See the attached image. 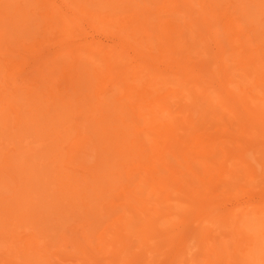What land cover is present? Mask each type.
Returning a JSON list of instances; mask_svg holds the SVG:
<instances>
[{"label": "bare ground", "instance_id": "6f19581e", "mask_svg": "<svg viewBox=\"0 0 264 264\" xmlns=\"http://www.w3.org/2000/svg\"><path fill=\"white\" fill-rule=\"evenodd\" d=\"M153 1H155V0H140V1L139 0H16V1L11 0L12 4H13V2H16L15 3L16 5L14 4L16 6L15 8L17 10H20L19 14H17V11L15 9L16 13L14 12V15H12V16L16 17L15 19L18 20V22L15 23V25L17 27L15 25H14V27L18 31L21 32L20 33L21 36L23 35L25 37V39L37 41L38 45L35 44L36 46H35L34 52H36L35 55L38 56L37 58L38 59L40 58L39 59L40 65L38 68L39 70H37L39 72V76H38L39 77V80H38L39 84L37 86H35L33 89H30V90L27 89L25 92H22L21 94L17 90H14L12 88H11L12 91L4 90L5 95H3L2 97H1V95L3 92H0V97L2 98L3 102L8 99V101H6V103L8 102L7 104H10L8 107H10L12 109V112L10 113L11 114L10 117L12 119L10 118L11 121L8 123L6 118H4V117H5V115H7V117H8V115H10V114H7L8 112H5V111H8L9 109H7V104H6V108H4L5 105L3 106V104L1 105V103H0V109L2 107H3V109H5V111L2 110V112H4L5 114L1 113V111H0V115H2V116H0V129L2 130L0 132V135H2V133L7 135V131L9 132V128L12 127V131H10L9 133H11V132L13 133V131H14V133L17 134L18 132L23 130L24 134H22V138H21L22 142H23V139L26 140V142H28V140L30 139V142H31L32 138L25 137V135H26L25 131H27L26 132L27 136H30V137L36 136V138H39V140L42 142L40 144H37V147L39 146L38 148L48 149V147H49V148H52L53 150H52V152L51 151L48 152L49 155H48L47 151L44 154H42L43 152L40 153V154H42L41 156L43 157V159L41 158L42 160H37V162L40 161L39 164L40 163L42 164L45 161L43 163V165L47 169L45 170V172H43L44 174L42 173V171H41L42 174L37 173V170L39 171V169L37 168L36 165H34V167L36 166L35 168L33 167V165H29V168L33 167L32 169H29V171L27 173L28 174L27 179H29V180L25 179L26 181H23V183L26 182V185H28V186H26L24 184L25 189H24V187L22 189V190H24L22 192L23 195L21 192H18L19 186H18V190L14 192V194L16 192L19 194L21 193V199L22 200L18 201L16 199H14L15 195L13 194L14 198H12V199H14V201L11 200V201H13V204H14L15 200H16V202H19L20 204L17 203L19 205H17L16 207H15V205L10 204V205H12V207L14 206L13 208L11 207V209H8V211L10 212L11 215L8 214V211H7V208H8L7 205H9V203H10V202L9 203H7V202L9 200L7 202L4 201L5 203L2 202V204L0 201V205H3L2 209L6 210L5 211V213L7 212L6 215L7 214H8L7 216L10 215V217L12 215L14 216L15 214L17 215V213L19 214L20 212H21L20 215H22V213L25 214L26 211H30V209L35 210L37 207L40 208V206H41L42 208H40V209H42L43 211H40L39 215H38V219L41 221V223H40V221H38V222L41 225L46 224L45 222L48 220L49 213L54 214L55 212L60 211V212H64L63 214H65L67 212L66 213V214H68L67 219H69V220L64 222V220H65L64 219L63 223H62V219H60L61 220V224L59 225L60 229H63L64 227L61 228V225L64 223L68 224L67 222H69L70 219H72L73 222L71 221L70 223L73 224L74 227H76V224H74L76 221L75 218H77V221L79 222V223L78 222L77 223H78V225H80V228L76 227V229L72 226L73 232H72L71 228H69V227H71V225L68 224V226L70 225L69 227L66 225L71 231L68 230V228L67 229L64 228L62 230V232L67 230L71 233L66 232V233L61 234L62 232H60L61 236L58 235L57 236L58 238H56V239H58L57 241L59 243L57 241L54 242L55 240L53 238H55V237H50L54 240V241L53 240L52 241L54 242L55 245L50 244L51 240H48L49 239L48 238L49 233H48V236H47V233L46 234L43 233L44 235L47 236L46 237L47 239H46V238H44V235H43V239H45L44 241L43 240L42 241L36 240L33 235H35V237H37L39 239H42V238H40L41 236L40 237L37 236V234H38V232H36L37 230L35 231L36 234L34 233L35 228H33V231H31L32 230L31 229L30 230L31 232L28 231L29 233H27V235L23 234L21 237L23 239L24 235L26 236L25 237L26 239H24V240H26L25 241L26 243H22V246L24 244V246H23L24 248L22 247V249H25V250L28 249V252H29V253H27L28 255L30 254V252L34 253L33 255H32V253L30 254L31 257L33 256L32 257L33 259H31L32 261L27 260L30 263L33 262V260L36 261L35 264H37V263L39 264V263H41V261L43 263V259H42L43 255H44V259H45V257H48V256L50 257V258L48 257V259L46 258V260H44V261H46V263H47V261H50V263H52L53 260L51 261V257H53V256L54 257L56 256V258H54V257L52 258L55 261V262L53 261L52 264H54L56 262L58 263L57 258L59 257L58 259H60L59 253H61L63 255V256L61 255V258L64 257L63 261L61 260L62 262L59 261V263H61V264H164L162 261L161 262L153 261L152 260L153 258L152 259L150 258L151 254L158 251L159 248H162V249L167 248L166 251H168V255L171 253L174 254L175 250H177L180 247V246L179 247L177 246L178 248L176 249L175 245H181L182 243L186 245V243L189 242L191 240V238L195 236V235H186L188 232L186 234H184L185 231L183 232V230H182V233L178 232L179 229L175 230L176 227L174 224L173 217L175 215V210H177L178 206H181L182 204L178 203V201L175 202V199L172 198V196L175 195L174 194L175 188L173 187L174 185L172 183H169L168 182L169 180L161 174V172L166 169V163L164 160V156L159 155L161 152V151H159L160 143L163 144L164 141L162 138L156 139L157 134L155 137V134L152 131L153 129L155 130V128H156L155 126L151 125L153 127V129L150 127L152 130L149 128L146 129L147 124L149 125V123L155 121V119H154V118H156L155 113H154L155 111L151 112V111H147V109H145V108H147L146 107L147 103L145 102L146 100L144 101L146 104H143L141 101L143 94H142V97H138L136 99V101L133 100L134 96L130 97V100H131V102H133V105L131 103L128 104V102H125V103H119L118 102V101H120L126 97L125 95L128 94L129 90H131V91L133 90L132 87H128L127 85H126V87H124L122 85L123 79H122V77H120V75H122V76L123 75H129L130 74L129 71L131 69H134V67L136 66L134 63L126 64V60H127L128 54H129L128 51L130 48L135 49L136 54H138V56H142L143 60H144V58L151 57L150 55H152V53H154V55L165 60L164 64H166V61H167V64L169 65V63L171 64V61L169 60L167 55L171 52V50H173L174 46L178 45V44L181 45V47L185 46L188 42H194L196 40V38H198L199 40L202 41V43H201L202 48L200 50L198 49L199 52H204L205 50L210 49V47L208 46V44H209L208 42L210 41V38L211 37H217L218 38V36H220V35L222 36L223 33L225 32L224 30H226L228 32H232L234 34V35H232L233 39L235 38L238 40L239 38H242V39H245L246 41L247 40L253 41L254 36H252V34L250 35V30H249V28H251V26H249V25H251V24L248 22L249 25H246V22L248 20L247 16H249L247 14L251 13V15H253V13L255 12V9L252 12V8H253L254 4L246 2V0H245L244 4L246 5V3H247L248 5H250L248 10L247 9L244 10L245 5H241V4H243L242 0H241V2L237 0L240 4H238V3L235 4L236 6L237 5L239 6V9L244 8L243 10L240 9V11H237L238 7H237V9H235L234 6H231V7L229 6V8L230 9L232 8V9L226 10L228 8V5L223 6L224 8H222V9L226 10V11L230 10L231 15L236 13L238 15V17L236 16V19H239V15H241V17L243 18V14H244L243 19L246 21L243 20L244 22H241V23L237 22L236 23L233 21H226V19H228V18H226L224 20L225 17L223 18V15H220L219 13H217L219 11L218 7L223 5L222 3L221 4L217 3L216 5H214L212 3L213 2L212 0H208L209 5H210V3L213 4V5H211L212 7H210V8L214 9V6H215V7H217L218 11L213 12V10L208 8L207 9L208 13L211 12V14L209 16H207L205 18H200V16H199V18L195 19L194 21H190L186 18H184V19H182L180 17H178L177 19L172 18L169 14L170 11L167 10V8H166L167 5L166 6L164 5V7L166 9H164L163 6L161 7V9H160V7L157 8L158 10L156 8H154L155 6L158 7L160 5V3L165 4V1H167V0H164V1L161 0V2L159 3L158 6L156 3H158L159 0H156L157 2L155 1L154 4L152 3ZM180 1L182 2V0H179V2ZM187 1H190V0H186V3H187ZM200 1H206V0H200ZM200 1H198V4H197V0H196V3L194 2L196 4V7H195L196 10H199V9H197L199 7V5H201L202 7L206 6L205 4L203 6L202 2H200ZM208 1L206 3L207 5H208ZM219 1L220 0H218V1L215 0V2H219ZM11 2H10V4H11ZM173 2L176 3L178 1H173ZM191 2H193V1H191ZM150 3H152V4H150ZM199 3H201V4H199ZM10 4H9V6H11ZM178 4L175 5V7H179ZM217 5H219V6H217ZM136 7H137V9H136ZM255 8H256V6H255ZM184 9H185L184 12H187L186 8H184ZM200 9H201L200 11H202V8H200ZM204 9H206V8H204ZM249 9L251 12H249ZM6 10H7V8H6ZM233 11H237L238 13L242 12L243 14L242 13L238 14L237 12H233ZM203 12L205 13V11H203ZM19 15H20V17H19ZM177 15H178V13H177ZM255 15H256V13H255ZM255 15H254V17H255ZM83 16H88L89 18L93 19L92 22L88 23V28H87V26L84 25ZM245 16L247 19L245 18ZM193 17H194V15H193ZM232 17H233V15H232ZM234 17H235V15H234ZM252 19L249 18L250 21ZM234 20H235V18H234ZM224 21H226V22H224ZM251 22H253V20ZM254 22H256V21H254ZM89 28H91V29H89ZM254 31L256 32L257 30H254ZM26 35H28V36H26ZM258 39H259V37H258ZM214 40H215V38H214ZM211 42H212V40H211ZM204 47H205V50L203 49ZM27 49H25V50H27ZM228 56H230V55H228ZM142 59H139V60L141 61ZM154 59H156V58H154ZM156 60H158V59H156ZM138 67L140 69V65ZM142 69H144V67H142ZM138 71H141V70H138ZM58 74H60V75H58ZM132 74H130V75L132 76ZM113 75H115V76H113ZM51 76H56V77H54V79L56 81H61L62 79L67 81L68 85H67V90L65 92V96L61 97L60 95H54L53 92H50L49 95L43 94L42 96H39V89L37 87L40 86L42 88V86H45V82H43L44 79L46 81H49L48 78H50ZM100 77H102V78L100 79ZM132 77H138V75H133ZM96 81H99V82H96ZM117 85H121V86L119 88H117ZM1 86L2 85H0V88H1ZM119 91H120V93H122V96H117V92H119ZM144 93L146 94V92H144ZM61 94H63V93H61ZM77 94H80V97L76 98ZM146 95H148V94H146ZM81 96H83V98L85 99V102H83L84 104L90 105L88 103L93 102V107H94L93 111L95 110V112H94V114L89 115V117L87 119L89 120V122H95L101 131L106 132L110 143H112V146H114L115 150H117L116 155L118 157H120L119 160L116 161V164L113 165V167L110 169L104 167V164L102 161L105 159V157H103L100 160L98 154L95 155V153L97 152V149H95V147H96L95 141L92 138H87V137H81V136L75 137V138L71 137L70 134L74 135L75 133L71 131L70 125L64 127L65 124L61 123V120L64 118H62V114H60L58 112L59 109H55L56 107L57 108L59 107L62 111L68 105L70 108V106H72L71 101H73V98H76L75 101H77L80 104V103H82ZM4 98H6V100H4ZM61 98H63L65 100L63 103H61L62 105L58 104L60 101H62ZM143 98H145V97H143ZM147 101H149V100H147ZM149 102H148V105H149ZM56 104H57V106H56ZM138 104H139V106H138L139 109L136 107V105H138ZM152 106H154V105L152 104ZM20 109L22 111H24V114H25L24 123L27 125L25 127H22V125L20 123L21 120H23V119L20 120V118H22V114L19 117V114L21 111ZM149 109L150 108H148V110ZM144 110H146L145 113H144ZM144 115H145V117H144ZM75 116H76V114H75ZM75 116H74V119H75ZM95 116H97V118ZM48 117L52 118V120L50 119V123H48V122L44 123V126H40L37 124L41 118L46 119ZM143 117L145 120L144 119L142 120ZM8 121H9V119H8ZM148 121H149V123H147ZM3 122H5V124ZM141 123H143V125ZM144 124H146L145 127H144ZM9 125H11V126H9ZM28 129H31L32 131L29 132ZM45 129H48V130L45 131ZM156 131H159V130H156ZM156 131H155V133H157ZM39 132H41L40 136L39 135L37 136V134ZM20 136L18 135L19 138H20ZM23 136H24V138H23ZM14 137L16 138V135ZM18 137L16 138L17 140H18ZM73 138H74V140H73ZM70 139L73 141L69 142ZM8 140H10V139H8ZM19 142H20V140H19ZM32 142H33V140H32ZM8 143H10V142L8 141ZM69 144H71V145H69ZM88 144H90V145H88ZM9 146H10V144H9ZM0 147H1V145H0ZM5 147H6V145L4 146V148ZM161 147H163V146L161 145ZM9 148H12V146ZM1 149L2 148H0V150ZM68 149H69V152H67L68 154L65 153V155L67 154V158H65L64 150L68 151ZM90 151H95L94 158H99V159H96V160L92 159L93 156H91L90 153L87 154V152H90ZM3 152L4 151L2 150V152H0V153H3ZM102 152H103V150H101L99 153H102ZM256 153H258V152H256ZM16 154H17V152H16ZM21 154H22V152H21ZM84 154L86 156L88 155L89 157L84 158L85 157ZM247 154H249V153H247ZM2 155H4V153ZM47 156H50V159L52 158V156L57 157V159L62 158V160H60V161H62V163H60V164H62L67 169L65 170L64 167H60L59 161H58V163H54V161H56L55 158L53 161H50V159L48 160ZM248 156H247V158H249ZM252 156H253V154H252ZM19 157L20 156H18V159H22L21 157L20 158ZM37 157H39V155H37ZM90 158L92 159V161L94 160L96 164L89 163V162H92L90 160ZM8 160H10V159H8ZM22 160L26 161L27 158L22 159ZM28 160H30V159H28ZM110 161H111V159H110ZM9 162H11V160ZM30 163H32L31 160H30ZM136 163H138V164H136ZM7 164H8V162H5L3 167L0 166V174L4 173L1 170V167L3 169L5 168L4 171H6V168H7V170H8V168H10V166H7ZM12 164L15 165V163H13V162H12ZM129 164H131L132 166ZM232 164H231V166H232ZM255 164H256V162H255ZM256 165H258V168H259V166H260L259 163ZM44 166H42V168ZM27 168H28V166H27ZM39 168L41 169V166ZM44 168H43V170H44ZM57 168L59 171L56 170ZM61 168H63L64 170L62 169L63 171H60ZM120 168H121V170H118ZM14 169H16V168H14ZM9 171H11V170H9ZM54 171H56V172L54 173ZM7 172L8 171H6V174L8 176H10L12 174L10 172L11 174L9 175L8 174L9 172L8 173ZM30 172H31L30 175H32L33 177L32 176L29 177ZM142 172H143V174H140ZM25 173H26V171H25ZM16 174L18 176V172ZM16 174H14V175H16ZM36 174H38V175H36ZM7 175L4 176L5 180H7V178H8ZM22 176L25 177L24 175H22ZM10 177H11V179L8 178V180H7L8 182L6 181L7 183H9V181L10 182L13 181L12 179H15V176H13V174ZM18 178L19 177H17L16 179H18ZM16 179H15V182H17ZM183 179H182V181H184ZM231 180H232V178H231ZM178 181H180L179 177H178ZM247 182L250 183L251 181H247ZM2 183H5V182H3V180H2V181H0V185ZM18 184L20 185V183H18ZM44 184L46 185L45 193L42 195L41 194L39 195L38 189L40 187H43ZM251 184H252V182L250 183V185ZM4 185H5V187H7L6 189L11 195L12 192H10V191H12L13 189H11V187H9V184L6 185V183L2 184L0 187H2V186L4 187ZM251 186L254 187V184ZM4 188H0V191H1V189L4 190ZM263 189L264 188H262V190ZM43 191H44V189H43ZM256 191H258V190H256ZM4 193L5 192H3L1 194H3V196H5ZM30 193H31V196L28 197L29 200H24V198L26 199ZM35 193H36V195H33ZM261 193H263V192H261ZM7 194H6V196H7ZM10 195L8 194V196H10ZM50 195H52V196H50ZM177 195H179V193ZM258 195L261 196V194H259V193H258ZM23 196H24V198H23ZM179 196H181V195H179ZM10 197H13V196L11 195ZM19 197H20V195H19ZM177 197L178 196H176V198ZM44 198H46V200ZM1 199H3V198H1ZM17 199H19V198L17 197ZM180 199L183 201V198H180ZM40 200L42 201L41 203H40ZM178 200H179V198H178ZM33 202H34V205L32 206ZM55 203H57V207L55 206V209H54L53 207H54ZM39 204H40V206H39ZM179 204H181V205H179ZM240 204H241V202H240ZM4 206H7V207L4 209ZM35 206H37V207L34 209L33 207H35ZM190 207H188V209ZM262 207H264V206H262ZM205 208L208 209L207 207H205ZM210 208H209V211H210ZM217 208H219V206H217L214 209V211L216 210L215 215H217L220 212V211L218 212ZM2 209H0V210L2 211ZM186 209H187V207H186ZM44 210H47V214L44 213ZM180 210H182L181 214H183V212L185 211V209H184V211H183V209H180ZM196 210H199V212H202V211H200V209H196V208L190 209V211L192 213L196 212ZM203 210L205 211V209H203ZM249 210L251 212L256 213V216H254L253 218L257 219L260 217V216H258V214L263 209L261 207H253L252 209H249ZM211 212H213V209ZM221 212H222V210H221ZM3 213H4V211H3ZM35 213H38V212L35 211ZM185 213H187V212H185ZM0 214H2V212H0ZM30 214H31V212H30ZM63 214L61 213L60 217L65 216ZM187 214H189V213H187ZM2 215H4V214H2ZM201 215L203 216V214H201ZM18 216L19 215H17L18 221L25 219V217L19 216V218H18ZM23 216H26V214ZM36 216L37 215L34 216L32 214L28 215L30 220L36 218ZM50 216L52 218V215H50ZM53 216H55V214ZM68 216L70 218H68ZM213 217H214V215H213ZM63 218H65V217H63ZM177 218H179V216ZM1 219H3V218L1 217ZM1 219H0V221H1ZM11 219L15 220L14 217H11ZM11 219L9 221H11ZM261 219H262V216H261ZM202 220H200V221H202ZM5 221H7V220H5ZM25 221L28 222L29 220L25 219ZM25 221H21L19 223L23 228H24V226L22 225V222H25ZM150 221H152L151 223H152V226H154V230L151 232H145L144 229L150 224ZM31 222H32V220L30 221V223ZM49 222H51V221L49 220ZM55 222H52V223H55ZM205 222H207L206 219H205ZM33 223L36 224L37 221L33 222ZM39 223H38V225H40ZM47 223H48V221H47ZM56 224L57 223H55V225ZM200 224H203V223L201 222ZM14 225H15V227L18 226V225H16V223ZM28 225L30 226V224H28ZM219 225H221V224H219ZM0 226H1V224H0ZM5 226L7 227V225H5ZM21 226H19V227L21 228ZM51 226H53V225L51 224ZM62 226H64V225H62ZM4 227H3V229H4ZM9 227H11V225ZM15 227L14 228L12 227V229H15ZM26 227H27V225H26ZM43 227H45V226H43ZM57 227L58 226H56L55 229H58ZM206 227H208V226H206ZM216 227H217V224H216ZM1 228H2V226H1ZM40 228L41 227H39V229ZM189 228L192 229L191 227H189ZM202 228H204V227H202ZM263 228H264V226H263ZM3 229H1V231L5 233V230L3 231ZM12 229L11 228H10V230L8 229L9 230L8 234L6 233L7 236L8 235L10 236V238L13 235L12 232L14 231ZM41 229H44V228H41ZM60 229H59V231H61ZM217 229H218V227H217ZM50 230H52V229H50ZM50 230H48V231H50ZM59 231L57 230V231H54V233H53V230H52L51 233H52V235H57V233ZM188 231H190V230H188ZM9 232L12 234H10ZM26 232H27V229H26ZM243 232L245 233V231H243ZM261 232H264V231L261 230ZM19 233H20V231H19ZM21 233H22V231H21ZM30 233L33 234L32 237L35 240L32 237H30L31 236ZM214 233H216V232H214ZM247 233H248V231H247ZM6 234H3V235L5 236ZM14 235H15V231H14ZM7 236H5V237L8 238ZM18 236H20V235H18ZM27 236H29L33 240L30 242L31 239L29 237L27 238ZM219 236L217 235V237H219ZM248 236L251 237L250 235H248ZM3 237H1V239ZM10 238L5 239V240H7V241L12 240L11 243L8 241L10 246L15 241L14 244L19 245V249H20L21 243L18 242L20 239L17 240V242H16V240L14 239L15 237L13 238V236H12L14 241H13V239L10 240ZM27 239H30V240H27ZM5 240L0 241V246L1 247L3 246L4 250H5V246L8 245V243ZM46 241L47 242L50 241V243H47V245L50 244V247H49V245L47 247V245L45 244ZM1 242H5V243H3L4 245H1L2 244ZM28 242H30V243H28ZM42 242L44 244H42ZM226 242H228V241H226ZM69 243H70V246L72 247V250H71V252L68 253L69 250L67 251L66 247L69 246ZM224 243H223V246L225 245ZM14 244H12V245H14ZM194 244H196V243H194ZM249 244H252V243H249ZM44 245H46V246H44ZM182 246H184V245H182ZM11 247L13 248V246H11ZM38 247H40V249H42V250L39 249L40 250L39 251ZM205 247H207V246H205ZM218 247H219V245H218ZM7 248H8V246H7ZM10 249L11 248L9 247V250ZM14 249H11L13 251V253L15 251ZM55 249H58V250H55ZM184 249L183 250L181 249V250L185 253ZM207 249H208V247H207ZM17 250H18V248H16V251ZM20 250H18V252L15 251V254L17 255V253H19ZM192 250H194V248ZM38 251H39V254H41L40 255L41 258H39V261L35 260L38 257L35 255ZM41 251L43 253L48 251L49 255H48V252L46 254H43ZM182 251L180 253H183ZM200 251L206 257H210L209 256L210 250H209V253H207V252H205V249L202 246V247H200ZM227 251H229V250H227ZM23 252H24V250H23ZM190 252H191V250H190ZM211 252H212V250H211ZM20 254H21V252H20ZM20 254L15 256L17 258V260H18ZM24 254H25V252H24ZM50 254L52 256H50ZM58 254H59V256H58ZM173 254L170 257L168 256V259L166 258L167 259L166 261H168L170 264H174V261H175L173 259L174 258ZM191 254H193V253H191ZM230 254H231V252H230ZM232 254H234V253H232ZM34 255L36 257H34ZM183 255H185V254H183ZM198 255H201V254H198ZM155 256H157V255H155ZM155 256H154V258H155ZM15 257H13V259ZM20 257L21 258H19V260H18L19 263L24 262L23 261L24 259H22L24 256L23 257L20 256ZM27 257H30V256H27ZM181 257H182V255H181ZM16 258H15V261H16ZM156 259H157V257H156ZM191 259L193 261L192 255H191ZM212 259H213V257L211 258V260ZM230 259H229V261H230ZM254 259H255V257H254ZM157 260L159 261L160 259H157ZM201 260H203V262L205 261L203 258ZM201 260L198 259L199 262H197L196 260H194V261H196L197 264H199ZM223 260H225V258ZM251 260H252V258H251ZM18 261H16V262H18ZM236 261H237V259H236ZM177 262H176V264H177ZM180 262H182V261H180ZM50 263H47V264H50ZM184 263H185V261H184ZM23 264H27V263H23ZM31 264H34V263H31Z\"/></svg>", "mask_w": 264, "mask_h": 264}, {"label": "rangeland", "instance_id": "374dc122", "mask_svg": "<svg viewBox=\"0 0 264 264\" xmlns=\"http://www.w3.org/2000/svg\"><path fill=\"white\" fill-rule=\"evenodd\" d=\"M12 1H14V0H12ZM155 1H153L152 3L154 4ZM162 1H164V0H162ZM173 1H178L176 3L177 4L179 3L178 4L179 7H175V5H177V4ZM173 1L167 0V1H165V4H162V3H160L161 0H159L158 3H156V4L158 6L160 3V5L158 7L155 6L154 8L157 9L160 7V9H161V7L163 6L164 9L167 8V10L170 11L169 14L172 18L177 19L178 17H180L182 19L186 18L190 21H194L195 19L199 18V16H200V18H205V17L209 16L211 14V12L208 13L207 9L208 8L211 9L210 8V7H212L211 5H213V4L216 5L217 3L218 4L222 3L223 5H221V6L217 5V6H219L218 7L219 11H218L217 7H215V6H214V9H211V10H213V12L218 11L217 13H219L220 15H223V18L225 17L224 20L226 18H228V19H226V21H233L236 23L237 22L241 23V22H244L246 20L243 19L244 14L242 12L238 13L237 11H240V9L243 10L244 8H245L244 10H246V9L248 10V8L250 7V5H248L247 3H246V5L244 4L245 0H242L243 4H241V5H245V7L240 8V9H239V6L238 5L236 6L235 4H237V3L240 4L238 1L241 2V0H238V1L237 0H220L219 2H215V0H212L213 4L210 3V5H209L208 0H206V1L197 0V4H198V1H200V2H202L203 6H204V4L206 5L204 7L199 5V7L202 8V11H200L201 9L199 7L197 8L199 10H196V8H195L196 7V4H195L196 0H190V1H187V3H186V0H182V2L181 1L179 2V0H173ZM191 1H193V2H191ZM207 1H208L209 6L206 4ZM216 1H218V0H216ZM10 2H11V0H3V1L0 0V85H2L0 88V92H3L1 97L3 95H5L4 90L12 91V89H14V90H17L21 94L22 92H25L27 89H29V90L33 89L35 86H37L39 84L38 83L39 72L37 70H39L38 68L40 65V61H39L40 58L38 59L37 58L38 56L35 55L36 52H34L35 46L38 45L37 41L25 39V37L23 35H22L23 37L21 36V34H20L21 32L18 31L14 27L15 23H17L18 20L15 19L16 17H14L12 15H14V12L16 13V11H17V14H19L20 10H17L15 8L16 2H13V4H12V2L10 4ZM246 2L254 4V6L252 5L253 6L252 12L255 9V12L253 13V15H251V13L247 14L249 16L246 15L248 17V20H249V18L250 19L253 18L252 19L253 22H251L252 20L251 21L247 20V22H246V25H249L248 22L251 24V25H249V26H251V28H249V30H250V35L252 34V36H254L253 41H249V40L246 41L245 39H242V38H239L238 40L235 38L233 39L232 35H234V34L232 32H228V31L224 30L225 32L223 31L224 33L222 36L220 35V36H218V38L217 37H211L210 38V41L208 42L209 43L208 46L210 47V49L205 50V47H204L203 48L205 50L204 52L198 51V49L200 50L202 48L201 47L202 41L199 40L198 38H196V40L194 42H188L187 41L188 43L182 47L179 44L175 45L173 50H171V52L167 55V57L171 61V64L169 63V65L167 64V61H166V64H164L165 60L154 55V53H152V55L149 54L151 57L144 58V60H143L142 56H138V54H136L135 49L130 48L128 51L129 54H128V57L126 60V64L134 63L136 65L134 67V69H131L129 72H130V74L133 73L132 76L138 75V77H132L130 74L129 75H123V76L120 75V77H122V79H123L122 85L124 87H126V85L128 87H132L133 90L132 91L129 90L128 94L125 95L126 97L124 99L118 101V102L119 103L128 102V104L131 103L133 105V102H131L130 97L134 96L133 100L136 101V99L138 97H142V94H143V97H145V98L142 97L141 101L143 104L147 103L146 104L147 108H145V109H147V111H151V112L155 111L154 112L155 116H156V118H154L155 121H153L151 123H149V121H148L147 123H149V125L146 123L147 124L146 129L147 128L153 129V127L151 125L155 126L156 127L155 130L154 129L153 130L151 129V130L155 134V137L157 134L156 139L162 138L164 141L163 144L160 143L159 151H161V152L159 155L164 156V160L166 163V169L164 171H162L161 174L169 180L168 181L169 183H172L174 185L173 186L175 188L174 194L178 197L176 198V196L173 195L172 198L175 199V202L178 201V203L182 204V205L179 204L181 206H178L177 210H175V215L173 217L174 224L176 227L175 230L179 229L178 232H181V233L183 230V232L185 231L184 234H186L188 232L189 234L187 233L186 235H195L194 237L191 238V240L189 242L186 243V245L183 243L181 245H175L176 249L180 246L179 247L180 249L178 248L179 250L178 249L175 250V252H174L175 255L173 253L168 255V251H166L167 248H163V249L159 248L158 251L151 254V256H150L151 259L153 258L152 259L153 261H156V262L162 261L164 264H170L166 260L168 259V256L170 257L173 254V257H174L173 259L175 260L174 264H176L177 261H178L177 264H183L184 261H185L184 264H192V263L197 264V262H199L198 259L201 260L202 258L205 261L203 262V260H201L199 264H220V263L221 264H244V263L245 264H256V263L257 264H264V257H263L264 256V232H261V230L264 231V228H263V226H264V223H263L264 222V217H263L264 216V207H262V206H264V196H263L264 195V189L262 190V188H264V185H263L264 184V180H263L264 179V0H249V1L246 0ZM152 3H150V4H152ZM9 4L11 6H9ZM199 4H201V3H199ZM164 5L165 6L167 5V7L165 8ZM225 5H228V8L227 9L225 8L226 10L230 9L229 6L230 7L234 6L235 9H237V7H238L237 11H233V12H237L238 14L242 13L243 18L241 17V15H239V19H236V16L238 17V15L235 13V14H232L233 17L235 15V17H234L235 20H234V18L232 17V15L230 13V10L232 8L229 11L222 9V8H224L223 6H225ZM255 6H256V8H255ZM5 7L7 8V10ZM184 8H186L187 12H184L185 11ZM204 8H206V9H204ZM15 9H16V11H15ZM136 9H137V7H136ZM203 11H205L206 14ZM249 12H251L250 9H249ZM177 13H178V15H177ZM255 13H256V15H255ZM193 15H194V17H193ZM254 15H255V17H254ZM246 16H245V18H246ZM19 17H20V15H19ZM87 17L88 16H83L84 25L87 26V28H88V23L92 22L93 19L89 18V17L87 18ZM226 21H224V22H226ZM254 21H256V22H254ZM89 29H91V28H89ZM254 30H257V31L255 32ZM26 36H28V35H26ZM258 37H259V39H258ZM214 38H215V40H214ZM211 40H212V42H211ZM25 49H27V50H25ZM228 55H230V56H228ZM137 57L139 59H142V60L140 61ZM154 58L158 59L159 61L154 59ZM139 65H140V69L138 67ZM142 67H144V69H142ZM138 70H141V71H138ZM58 75H60V74H58ZM113 76H115V75H113ZM54 77H56V76H51L50 78H48L49 81H46L44 79L43 82H45V86H42V88L40 86L37 87L39 89V96H42L43 94L49 95L50 92H53L54 95H60L61 97L65 96V92L67 90V85H68L67 81H65L64 79H62L63 81L62 80L56 81L54 79ZM101 78L102 77H100V79ZM96 82H99V81H96ZM120 86L121 85H117V88H119ZM143 91L146 92V94H148V95H146ZM61 93H63V94H61ZM117 96H122V93H120V91L117 92ZM1 97H0V100L2 102L0 101V103H1V105L3 104V106L5 105L4 108H6V104L8 103V102L6 103V101H8V99L6 100V98H4V100H6V101L3 102ZM77 97H80V94H77L76 98ZM76 98H73V101H71L72 106H70V108H69V105L66 108H64L62 111L59 107L55 108V109H59L58 112L60 114H62V118H64L61 120V123L65 124L64 127L70 125L71 131L75 133L74 135L70 134L71 137L75 138V137L81 136V137L92 138L95 141V145L97 147V148L95 147V149H97V152L95 153V151H96L95 150V151L87 152V154L90 153L91 156H93V158L91 156L90 157L94 160L99 159V158L101 160L103 157H105V159L102 161L104 164V167L110 169L113 167V165L116 164V161L119 160V158H120L116 155L117 150H115L114 146H112V143H110L106 132L101 131L95 122H89V120L87 119L89 117V115H92L95 112V110L93 111V108H94L93 102L88 103L90 105H86L83 103V102H85V99L83 98V96H81L82 103L79 104L77 101H75ZM61 100L62 101H60L58 103L60 105H62L61 103H63L65 101L63 98H61ZM147 100H149L150 102ZM148 102H149L150 106L148 105ZM152 104L154 106H152ZM9 105L10 104H7V109H9L8 111H5V109H3V107L1 106L2 107L0 109L1 113L5 114L4 112H2V110H4L5 112H8L7 114H10L12 112V109L10 107H8ZM56 106H57V104H56ZM138 106H139V104L136 105L137 108H138ZM148 108H150V109L148 110ZM145 112H146V110H144V113ZM21 114H22V118H20V120L21 119H23V120H21L20 123H21L22 127H25L27 125L24 123V121H25L24 120V118H25L24 111H22V110L20 111L19 117ZM75 114H76V116H75ZM0 116H2V115H0ZM10 116H11V114L8 115V117H7V115H5V117H4V118H6L8 123L12 119ZM74 116H75V119H74ZM95 117L97 118V116H95ZM144 117H145V115H144ZM144 117L142 118V120L144 119ZM8 119H9V121H8ZM50 119L52 120L51 117H48L46 119L41 118L37 124L40 126H44V123H47V122L50 123ZM3 123L5 124V122H3ZM141 124L143 125V123H141ZM146 124H144V127ZM11 125H9V126H11ZM46 130H48V129H45V131ZM156 130H159V131H156ZM1 131L2 130L0 129V132ZM10 131H12V127L9 128V132ZM28 131L30 132L32 130L28 129ZM155 131L157 133H155ZM9 132L7 131V135L9 137L7 135H5L4 133H2V135H0V145H1L0 148H2L0 150V152H2V150L4 151L3 152L4 155H2L3 153H0V160L2 161V162L0 161V166L3 167L4 163L8 162L7 166H10V168H8V170L6 168V171L9 172V173L8 172L7 173L9 175L12 173L13 176H15V179L17 177H19L18 179H16V181L18 183H20V185L17 182H15V179H12L13 181H11V182L9 181V183H7L8 178L11 179L10 176L12 174L10 176H8L6 174V171H4L5 168L3 169L1 167V170L5 174L4 173L0 174V179H1L0 181L3 180V182L6 183V185L9 184V187H11V189L14 190V191L13 190L10 191V192H12L11 195L13 196V197H10L11 195L6 189L7 187H5V185H4L5 188L3 186L0 187V188H4V190H5L4 191L3 189H1V191H0L1 193L5 192L4 193L5 196L7 193L10 195V196H8V194H7L8 197L7 196L5 197V196H3V194L0 193L1 194L0 195L1 204H2V202H4V201L7 202L8 200L9 201L7 203L10 202L9 205H7L8 206L7 211H8V209H11L12 205H10V204H13L14 199H16L18 201L22 200L21 199V193L24 191L22 189H23V187L25 189V185H26V182L23 183V181L29 180V179H27V177H28L27 173H28L29 169H32L34 167V165H36L37 168L39 169V171L37 170L38 174L41 173V171H42V173L45 172V170L47 169L43 165V163L45 161L43 160L44 162L42 164L41 163L39 164L40 161L37 162V160H42L43 157L41 155L44 154L46 151L48 153L50 151L52 152V150H53L52 148H49V147H48V149L38 148L39 146L37 147V144H40L42 142L39 140V138H36V136H32V137L27 136V133H26L27 131H25V134H26L25 137L32 138L31 142H30V139L28 140V142H26V140L23 139V142H22L21 138H22V134H24L23 130L18 132L19 134L18 133L15 134L13 131V133L16 135V138L18 137V135L19 136L21 135L20 138L18 137V140L14 137L15 135L12 132L11 133H9ZM40 133L41 132H39L37 134V136L38 135L40 136ZM23 138H24V136H23ZM74 138H73V140H74ZM8 139H10V140H8ZM7 140L10 143H8ZM19 140H20V142H19ZM32 140H33V142H32ZM73 140L70 139L69 142H72ZM9 144H10V146H9ZM5 145H6V147L4 148ZM69 145H71V144H69ZM88 145H90V144H88ZM161 145L163 147H161ZM11 146H12V148H9ZM66 150H64V155H65V153L69 152V149H68V151H66ZM101 150H103V152L99 153ZM16 152L18 155L16 154ZM21 152H22V154H21ZM256 152H258V153H256ZM40 153H42V154H40ZM94 153H95V155L98 154L99 158H94ZM247 153H249V154H247ZM67 154L65 155V158H67ZM252 154L254 157L252 156ZM37 155H39V157H37ZM48 155H49V153H48ZM18 156H20L22 159L27 158V160L25 161L22 159H18ZM247 156L250 159L247 158ZM88 157H89L88 155L87 156L85 155L84 158H88ZM47 158L49 160L50 156H47ZM54 158L57 161V162L54 161V163H58V161H59V164L62 163V161H60V160H62V158L57 159V157H54V156H52L50 161H53ZM91 158H90V160L92 161ZM8 159H10L11 162H9L10 160H8ZM28 159H30L32 163H30V160H28ZM110 159H111V161H110ZM93 161L89 162V163L96 164L95 161L94 162ZM12 162L15 163V165L12 164ZM255 162H256V164L259 163V165H260L259 168H258V165L255 164ZM136 164H138V163H136ZM231 164H232V166H231ZM29 165H33V167L30 166L31 168H29ZM39 165L41 166L42 170L39 168L40 167ZM129 165H131V164H129ZM27 166H28V168H27ZM42 166L45 167V168L43 167L44 170H43ZM60 167H64V166L62 164H60ZM14 168H16V169H14ZM62 169L63 168H61L60 171H63L64 169L66 170L67 168L64 167V169L63 170ZM9 170H11V171H9ZM56 170H58V168ZM118 170H121V168ZM25 171H26V173H25ZM17 172H18V176L16 174ZM55 172L56 171H54V173ZM14 174H16V175H14ZM30 174H31V172L29 173V177L32 176ZM38 174H36V175H38ZM140 174H143V172ZM5 175H7V177H8L7 180H5V177H4ZM22 175H24L26 178L23 177ZM178 177H179L180 181H178ZM181 178L182 179L184 178L183 179L184 181H182ZM231 178H232V180H231ZM19 179L20 180L22 179V180L20 181ZM247 181H251L252 182L251 185L254 184L255 188L250 185L251 182L248 183ZM5 183H2V184H5ZM12 185L14 187L15 186L16 187L14 188ZM18 186H19V190H18ZM26 186H28V185H26ZM45 188H46V185L44 184L43 187H40L38 189L39 195L40 194L42 195L45 193ZM43 189H44V191H43ZM17 190H18V192H21V193L19 194L16 192L14 194V192ZM256 190H258V191H256ZM261 192H263V193H261ZM176 193L177 194L179 193V195H181V196L177 195ZM258 193L261 194V196L258 195ZM13 194L15 195V198H14ZM19 195H20V197H19ZM22 195H23V193H22ZM33 195H36V193ZM52 195H50V196H52ZM30 196H31V193L29 194V196H27L26 199L24 198V196H23V198H24V200H29L28 197H30ZM17 197L19 199H17ZM1 198H3V199H1ZM12 198H14V199H12ZM178 198H179V200H178ZM180 198H183V201ZM44 199L46 200V198H44ZM11 200H13V201H11ZM16 200L13 204V205H15V207L20 204L19 202H16ZM41 202L42 201L40 200V203ZM240 202H241V204H240ZM17 203H19V204H17ZM33 205H34V202H33L32 206ZM2 206L3 205H0V209L3 208ZM7 206H4V209ZM39 206H40V204H39ZM55 206L57 207V203L54 204V207H53L54 209H55ZM217 206H219V208H217V210H218V212L219 211L220 212L217 215H215L216 210L214 211V209ZM36 207L37 206H35L33 208L35 209ZM186 207H187V209H186ZM188 207H190V208L188 209ZM205 207H207L208 209H206ZM253 207H261L263 209L258 214V216H260V217L257 219L253 218L254 216H256V213L251 212L249 210V209H252ZM38 208L39 207H37L35 210L30 209V211H26V213H25L26 216H23V215H25L23 213H22V215H20L21 212L19 214L17 213V215H19L20 217L22 216V217H25L26 220H29L28 222L25 221V219L18 221L16 214L14 216L13 215L11 216V217H14L15 220L11 219V217H10L11 214L9 211H8V214H10V215L7 216L8 215V214L6 215L7 212L5 213L6 210H3V209H2V211L0 210V212H2V214L5 215L4 216V215L0 214V219H1V217L3 218L0 221V224L2 226V228L0 226V235H1L0 239H1V237L4 236L3 234H6V233L8 234V231L10 230V228L11 229H12V227L14 228L15 227L14 224L16 223V225H18V226L15 227V229H12L15 231V235H14V231H13L12 236H13V238L15 237L14 239L16 240V242H17V240L20 239L18 242L21 243V244L19 243L21 245L20 246L21 250H20L19 245L14 244L15 241L12 238V236L10 238V236L9 235L7 236V234H6L5 236H7L8 238H6L4 236L0 241H3L5 239H9V238H10V240L13 239L14 242L12 244H14L15 246L11 244V246H13V248H12L10 246V244L8 243L9 240L8 241L5 240L8 243V245H7L8 248H7V246H5V250H4L3 246L2 247L0 246V264H18L19 263L18 260H19V258H21L20 256H22V257L24 256L22 258V259H24L23 260L24 262H21L19 264H23V263H27V264L34 263L35 264L36 261H34V260L31 263L29 262V261H32L31 259H33L32 258L33 256L31 257L30 254L32 253V255H33L34 253L30 252V254L28 255L27 254V253H29L28 249L26 247L25 248L27 250L22 249V247L24 246V244L22 246V243H26L25 242L26 240H24V239H26L25 238L26 236L24 235L23 239L21 237L23 234L27 235V233L33 231V228H35L34 233L36 234V232H38L39 235L37 234V236H39V237L41 236L40 238H42V239L35 237V235H33L32 233H30L31 234L30 237H32V235H33L36 240H39V241L43 240L44 241L45 239H43V235H44L43 233H45V234L47 233V236L49 233V237H48L49 239L48 240H51V243H50V241H48V242L46 241L45 244L47 245V243H50V244L55 245L54 242H56L58 240V239H56V238H58L57 236L58 235L61 236L60 232H62V230L64 228L67 229L71 225V227H69V228H71V230H72V228L74 227L73 224L70 223L72 221V219H70V221L67 222L70 225L68 226V224L64 223V224H62L64 226L61 225V228L62 227H64V228L60 229V226H59L61 224L60 219H62V223H63L64 219H65L64 222L69 220V219H67V215H68V214H66L67 212L65 214H63L64 212H60V211L55 212L54 213L55 216H53L54 215L53 213H49L48 220H47L48 223L46 221L45 222L46 224L41 225L40 224L41 221L38 219V215H39V212L43 211V210L40 209V208H42L41 206L39 209ZM179 208L183 209V211L185 209L183 214H181L182 210H180ZM192 208L200 209V211H202V212H199V210H196V212L192 213L190 211V209H192ZM209 208H210V211H209ZM203 209H205V211ZM212 209H213V212H211ZM221 210H222V212H221ZM3 211H4V213H3ZM35 211H37L38 213H35ZM30 212L34 216L37 215L36 218L31 219L32 220L31 223H30L31 220L28 217V215H31ZM185 212H187L189 214H187ZM44 213L47 214V210H44ZM61 213L65 216L60 217ZM201 214H203V216ZM212 214L214 215V217ZM50 215H52V218ZM19 216H18V218H19ZM178 216H179V218H177ZM261 216H262V219H261ZM63 217H65V218H63ZM68 218H70V217L68 216ZM10 219L12 222L9 221ZM75 219H76V221L74 224H76V227L80 228V225H78L79 222L77 221V218H75ZM205 219L207 222H205ZM5 220H7V221H5ZM49 220L51 222H49ZM200 220H202V221H200ZM21 221H25V222H22V225L24 226V228L19 224ZM36 221H37L36 224L33 223ZM38 221H40V223ZM52 222H55L57 224L59 223V224L55 225V223H52ZM151 222L152 221H150V224L144 229L145 232H151L154 230V226H152ZM201 222L203 224H200ZM27 223L30 224V226ZM38 223L40 225H38ZM50 223L53 226H51ZM218 223L221 225H219ZM216 224H217L218 229L216 227ZM5 225H7V227ZM10 225H11V227H9ZM26 225H27V227H26ZM19 226H21V228ZM43 226H45V227H43ZM56 226H58L57 227L58 229H55ZM206 226H208V227H206ZM3 227H4V229H3ZM39 227L44 228V229H41V228L39 229ZM76 227H74V228L76 229ZM189 227H191L192 229H190ZM202 227H204V228H202ZM69 228H68V230H70ZM1 229H3V231L5 230V233L2 232ZM26 229H27V232H26ZM47 229L48 230L52 229L53 233H54V231H57V230L59 231V229L61 231H59L57 233V235H52V233H51L52 230L48 231ZM188 230H190V231H188ZM19 231H20V233H19ZM21 231H22V233H21ZM243 231H245V233ZM247 231H248V233H247ZM66 232H69V231L65 230L61 234L66 233ZM72 232H73V230H72ZM214 232H216V233H214ZM12 233H10V234H12ZM69 233H71V232H69ZM18 235H20V236H18ZM217 235L218 236L220 235L221 237L220 236L217 237ZM248 235H250L251 237H249ZM47 236L44 235V238H46ZM28 237L29 236H27V238ZM50 237H55V238H53L55 241ZM32 238H30L31 240L30 239H27V240H30V242H31L34 239V238L33 239ZM226 241H228V242H226ZM9 242L11 243L12 240ZM30 242H28V243H30ZM193 242L196 244H194ZM1 243H2L1 245H4L3 243H5V242H1ZM223 243L225 244L224 246H223ZM249 243H252V244H249ZM42 244H44V243L42 242ZM50 244H48L49 247H50ZM211 244L212 245L214 244V245L212 246ZM46 245H44V246H46ZM48 245H47V247H48ZM182 245H184V246H182ZM218 245H219V247H218ZM202 246L205 249V252L209 253V250H210V255H209L210 257H206L204 254L201 253L200 247H202ZM205 246H207L208 249ZM9 247L11 249L15 248L14 249L15 251H16V248H18V250H20L21 254H20V252L17 253V255L20 254L18 260L15 257V256H17L15 254V251L13 253V251L11 249L9 250ZM191 248L192 249L194 248V250H192ZM39 249H40V247H38V250ZM66 249H67V251L69 250L68 253L71 252L72 247L70 246V243H69V246L66 247ZM181 249L182 250L184 249L185 253ZM18 250L16 252H18ZM23 250H24L25 254H24ZM40 250H42V249H40ZM55 250H58V249H55ZM190 250H191V252H190ZM211 250H212V252H211ZM227 250H229V251H227ZM39 251L35 254L36 256H38L37 257L38 259L34 258L35 260H38V261H39V258H41L40 257L41 254H39ZM181 251L183 253H180ZM47 252L48 251H46L45 253H43V252L42 253L46 254ZM230 252H231V254L232 253H234V254L231 255ZM191 253H193V254H191ZM59 254H60V259H58L59 258L58 257L57 258L58 263L56 262L54 264H61V263H59V261H61V260L63 261L64 257L61 258L62 254L61 253H59ZM59 254H58V256H59ZM183 254H185V255H183ZM198 254H201V255H198ZM35 255H34V257H36ZM48 255H49V252H48ZM155 255H157V256H155ZM181 255H182V257H181ZM191 255L193 257V261L196 260L197 262L192 261ZM25 256L26 257L30 256V257H27L28 258L27 259ZM50 256H52V255L50 254ZM154 256H155V258H154ZM13 257H15L16 261H18V262H16L15 258L13 259ZM48 257H45V259H44V255H43V258H42L43 263L40 260L41 263L42 264L50 263V261H47V263H46V261H44V260H46V258L48 259ZM53 257H51V261L52 260L54 261V259H52ZM156 257H157V259H160V260L158 261L156 259ZM212 257H213V259L211 260ZM254 257H255V259H254ZM54 258H56V256ZM224 258H225V260H223ZM251 258H252V260H251ZM229 259H230V261H229ZM236 259H237V261H236ZM27 260H29V261H27ZM53 261H52V263H53ZM180 261H182V262H180ZM41 263H39V264H41ZM52 263H50V264H52Z\"/></svg>", "mask_w": 264, "mask_h": 264}]
</instances>
